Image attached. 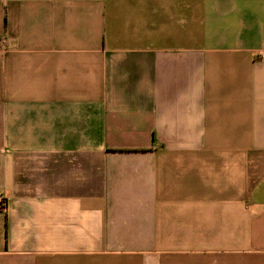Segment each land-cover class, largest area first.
<instances>
[{
	"label": "crops",
	"instance_id": "0c3cea01",
	"mask_svg": "<svg viewBox=\"0 0 264 264\" xmlns=\"http://www.w3.org/2000/svg\"><path fill=\"white\" fill-rule=\"evenodd\" d=\"M0 264H264V0H0Z\"/></svg>",
	"mask_w": 264,
	"mask_h": 264
}]
</instances>
